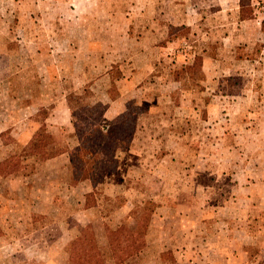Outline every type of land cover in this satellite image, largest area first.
<instances>
[{
  "label": "rangeland",
  "instance_id": "obj_1",
  "mask_svg": "<svg viewBox=\"0 0 264 264\" xmlns=\"http://www.w3.org/2000/svg\"><path fill=\"white\" fill-rule=\"evenodd\" d=\"M247 2L254 17L243 21L240 0H0V163L26 154L22 169L0 175V193L5 178L32 173L40 158L32 140L11 147L24 134L37 128L50 152L67 147L68 129L45 121L56 105L74 122L121 98L123 114L129 103L137 109L138 131L117 152L111 206L101 197L84 225L105 263L111 233L122 257L142 264L200 255L264 264V0ZM144 209L154 212L144 247L110 232L123 214L122 226L135 230ZM68 218L46 215L44 236L58 239ZM162 230L176 235L180 261L160 247ZM48 249L0 264H48Z\"/></svg>",
  "mask_w": 264,
  "mask_h": 264
},
{
  "label": "crops",
  "instance_id": "obj_2",
  "mask_svg": "<svg viewBox=\"0 0 264 264\" xmlns=\"http://www.w3.org/2000/svg\"><path fill=\"white\" fill-rule=\"evenodd\" d=\"M111 100L110 105L106 109L105 117L113 121L125 112L126 102L121 104V98ZM61 107L60 104L56 105L50 111L45 121L52 130L59 131L62 126L68 129L67 133L69 134L68 138L70 140H67L65 137L68 151L47 160L38 158L32 173L7 177L5 178L6 186L1 188L0 260L4 257L8 262H21L26 260L31 251L36 250L38 251L37 253H40L41 247L48 246L50 255L45 259L48 264H54L56 262V264H72L68 253L69 244L80 235L81 227H84L86 223L94 221L93 215L95 212L99 211L100 207H104L101 204V197L105 198L106 202H109L107 206H111L113 201V194L108 193L107 190L109 191V189L111 190L115 187V183L113 184L109 180V177L116 175L115 180H118L119 176H117V172L106 176L104 182L106 192L103 193L101 191L97 195V205L91 208H87L84 205L85 196L93 191V186L89 180L81 181L78 184L73 183L71 160L79 153V139L77 138L71 115L69 118V116L62 113ZM36 131L37 128L33 132L24 134L23 142L18 140L11 146L16 150V153L19 149L29 144ZM52 134L55 139H61L60 136L59 138L57 137V133L52 132ZM7 149L9 154L10 148L8 146ZM118 182L120 183L122 181L119 180ZM60 195L69 202V209L60 208L59 202L61 204L62 201H65ZM127 207L124 206L121 210L127 209ZM54 212L66 213L76 223L75 225H71L68 221L69 218L62 220L59 226L60 237L49 241V238L45 237L47 236L46 233H48V226L41 222L46 215L53 214ZM118 221L117 225L110 227V232L117 231L120 226L127 224L126 214H123L122 218ZM16 232L19 233L17 234ZM25 232H27V235H25ZM29 232H32V238H30ZM35 233H37V237ZM108 236L112 242H110V248L104 254L107 264H142L141 261L144 262L135 255L126 258L122 257V251L120 249L116 250L113 247L117 242L115 243L112 240L111 233ZM158 237L160 247L167 246L169 250L174 249L175 260L180 261L182 258L176 253L175 249L177 243L176 235L162 230V232H159ZM160 239L164 242H160ZM52 249H55L57 256H60V260L52 257L54 255L52 254ZM190 258L184 257L188 263L191 261ZM234 259L236 257L230 256L224 262L220 258L211 262L203 255H200L199 260H195L194 264H235ZM167 262L162 258H156L145 264H165Z\"/></svg>",
  "mask_w": 264,
  "mask_h": 264
},
{
  "label": "trees",
  "instance_id": "obj_3",
  "mask_svg": "<svg viewBox=\"0 0 264 264\" xmlns=\"http://www.w3.org/2000/svg\"><path fill=\"white\" fill-rule=\"evenodd\" d=\"M247 1L240 0L243 21L251 20L254 17L252 6ZM171 29L170 34L172 35L178 28L171 27ZM196 60L202 67V57L199 56ZM134 107L132 103H129L127 112L113 121L105 117L107 107L77 116L74 121L79 139V153L71 160L73 183L78 184L84 180H89L92 183L93 191L87 194L84 199V205L87 208L96 206V196L100 192V187L104 185L106 175L118 170V150L128 148L134 138L138 122V112ZM42 128L46 130L44 124ZM38 137L39 132H36L31 145L32 148L33 145L38 148L34 154L39 155L42 160L59 156L68 151L67 147L58 151H47L43 142L37 144ZM24 155L11 156L1 162L0 175L9 176L22 169ZM153 214L154 212H149L148 209L142 210L138 227L131 230L126 226H121L116 231V236L131 238L133 242L139 243L141 248L144 247L146 231ZM68 253L72 264H106L94 234L89 228H81V235L69 244Z\"/></svg>",
  "mask_w": 264,
  "mask_h": 264
}]
</instances>
